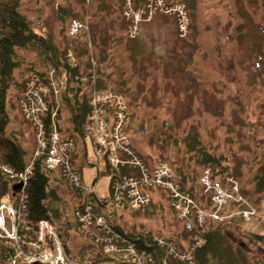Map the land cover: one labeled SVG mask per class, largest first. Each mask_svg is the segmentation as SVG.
<instances>
[{
    "label": "rangeland",
    "instance_id": "rangeland-1",
    "mask_svg": "<svg viewBox=\"0 0 264 264\" xmlns=\"http://www.w3.org/2000/svg\"><path fill=\"white\" fill-rule=\"evenodd\" d=\"M157 1V7L166 6L164 0H154ZM101 2L105 5L103 11ZM150 5L137 8L133 0H21L22 12L41 33L52 35L61 48L67 43L75 47L80 40L87 41V51L80 49L76 54L80 55L82 90L92 97L97 114L86 124L85 138L75 132L72 136L70 109L58 97L51 118L56 121L59 117L61 138L71 137L73 145H56V154L70 156L69 167L83 175L85 192L93 188L99 196L107 197L111 175L105 164L110 150L114 153L119 144L123 150L125 143L142 157L146 172L154 181L141 184V190L149 197L148 204L134 207L126 200V205L116 206L113 219L119 226L138 231L145 228L159 237L172 238L178 251L189 252L199 230L189 231L187 223L196 224L197 208L207 222L226 221L234 216L236 223L227 222L226 231L245 248L252 264H264V249L249 233H264V193L258 195L254 184L264 154L263 1L197 0L194 11L185 2H178L176 6L183 9L179 15L163 11L160 15L151 14ZM61 7L70 10L69 16L62 15L65 19L59 16ZM124 10L126 16L140 24L138 29L129 27ZM73 18L79 22L77 33ZM132 38L137 41L134 47L129 43ZM103 48L109 56L100 64ZM21 54L27 64L15 72L23 86L13 85L8 93V129L15 132L28 156L31 152L33 156L39 136L42 137L33 117L42 107L31 96L44 90L29 93L25 82L39 87V75L27 67L35 66L46 73L52 86L59 87L58 94L65 91L67 80L57 71L54 73L39 52ZM55 111L60 113L58 117H54ZM188 135H195L209 152L221 157L223 174L213 175L209 170L210 182L204 180L208 167L199 166L196 153L188 151L184 142ZM53 170L52 177L60 178L59 166ZM182 173L197 178L182 183ZM218 182L223 189L216 188ZM50 186L56 188L60 197L63 219L73 222L66 241L69 251L63 241L61 249L57 238L56 249H46L38 255L32 239L29 248L34 254L24 253L18 221L14 224L13 199L5 197L0 206V232L19 251L11 258V264H53L63 260V252L93 263L99 247L90 236L94 234L91 228L96 226L84 225L89 237L74 228L78 215L75 210L83 201L65 179L53 180ZM225 198L227 203L216 219L210 215L213 204L220 205ZM246 202L256 210L255 214L245 215ZM228 205L236 210L229 212ZM186 208L190 210V221L182 217ZM50 229L42 233L47 234ZM40 238L41 235L38 241ZM40 244H45L44 239Z\"/></svg>",
    "mask_w": 264,
    "mask_h": 264
},
{
    "label": "trees",
    "instance_id": "trees-1",
    "mask_svg": "<svg viewBox=\"0 0 264 264\" xmlns=\"http://www.w3.org/2000/svg\"><path fill=\"white\" fill-rule=\"evenodd\" d=\"M262 1L264 4V0ZM133 2L137 4V8L138 5L143 2V5L150 3L156 8L154 14H163L161 9H159V7L157 8L154 1L133 0ZM178 2H185L188 9L191 11L195 10L197 4V0H164L166 5H173ZM99 6L102 11L105 9L103 2H101ZM69 11V9L61 7L59 14L60 18L65 19V15L69 16ZM125 11L126 10L123 11L124 15ZM62 15L65 17L63 18ZM125 17L129 20L130 28L133 26L138 29L140 24L135 23L131 16L125 15ZM144 19L145 18H143V20ZM136 42L135 38L129 39V43L131 46L133 45V47ZM80 49L87 51L88 47L86 40L85 42L80 40L78 45L75 47L70 46L67 43L65 47L61 48L56 44L52 35L41 33L37 29L36 24L22 12L21 0H0V204L2 199L5 197L13 199L14 206L18 213L17 221L19 235L22 239L24 238V241L21 242L23 244L22 249L25 253L28 251L32 252L29 248V243L32 239H34L35 242L37 241L36 238L38 236L39 222L41 220H46L49 224H52L53 229L57 232L61 241L64 242L63 246H66V249L69 251L66 241L69 237V230L72 227L73 222L63 219V210L61 205L58 203L60 201V197L56 188H52L50 183L53 180L61 181L62 179H65V181L68 180L67 182L69 184L71 183L65 174V178L62 177L61 174L59 175L62 179L56 177V175L52 177L51 174L53 171L49 170L45 166L44 161L47 157L48 145L45 149H42L40 155L34 157L31 152L28 156L27 149L18 140L15 132L8 129L11 122V117L7 108L8 93L13 85L23 86V82L20 83L15 74L16 70L19 69L22 64L26 63L21 51L39 52L43 56L45 63L49 62L56 69L57 73L60 76L63 75V77L67 80L66 89L62 93V101L70 109V131H73L71 135L74 136L75 132L81 134V136H86V124L89 121V116L92 114L93 105L89 96L82 90V82L80 81V75L82 74L79 59L80 55L76 54V51ZM100 55L101 56L98 61L101 64L104 63L109 56L108 50L103 48ZM27 70L34 71L40 76L41 80L44 78L43 76L45 73L43 74L42 72H39L35 66H29L27 67ZM100 72L101 69H99V73ZM46 82V80H42L41 83L45 84L43 86L48 91L49 85ZM97 82L99 84L102 83L101 76L98 77ZM46 101L48 102V106L55 104L54 99L48 98ZM49 112L50 111H48L47 116H39L40 121L37 124V131L43 127V131H45L47 136L45 137L47 141L49 129L51 127ZM184 142L187 144L186 146L189 152L196 153L195 162L199 166L210 167L213 171V175L223 174L224 170L222 169L223 164L221 162V157L217 156V154L209 152L195 135H188L184 138ZM35 147L37 149V146ZM30 156L33 157L31 174L29 175L22 192L15 197V195L12 194V186L15 179L12 178L10 173L5 169L14 171L16 174L22 172ZM61 168L62 172L65 173V168ZM136 168L137 167L135 166L131 168L120 164L117 167H113L110 161H106V172L111 175L109 195L108 198L105 197L97 199L96 196L92 194L90 210L94 215L104 216V219L106 223L109 224L110 228L123 238H117V242L115 240H113V242L110 240L112 243L121 248L122 251L106 255L102 248L105 249L107 246L106 244L110 239L109 236L112 234L110 232L109 234L102 231L101 229H96V227L91 228L94 231V234L90 236L92 238L90 240L93 243L95 242V245L99 247L96 254L93 255V262L108 259L114 264H164L165 262H167V264H186V262L184 263L183 261H179L174 257H172V261L170 258L167 259L165 256L167 246H165V244H161L151 231L143 229L138 231L134 227L132 229H125L119 226L113 219V214L116 210V203L112 200L114 197L113 192L115 190V186L116 184L121 183L120 179L126 175L138 178L140 173ZM189 176V174L182 173L180 177L182 183L188 181L189 179L193 182L197 178L195 175H192L190 178ZM254 184L255 192L258 193V195H260V193H264V154L263 161L255 173ZM73 191H75L77 195V192L80 194L83 193L81 192L80 187H73ZM191 193H193V190ZM255 203H258V201L255 200ZM56 205L60 206L58 207ZM85 206L84 199L83 202L78 205L75 212L84 213ZM228 207L231 206L228 205ZM109 209H112L113 211L107 213V210ZM233 210H236L234 209V206L230 208L229 212ZM78 219L79 215H77V220L74 222V228L87 235V227L78 223ZM235 220L236 217L231 216L230 219H226V221H208L204 224V226L195 227L196 229L206 228V230L204 233L199 232L201 242L196 244L194 249L190 251V256L192 257L194 264H252V258L248 255L245 248L242 245H239L225 229V224L227 222L232 221L236 223ZM91 223L95 225L94 219H92ZM249 233L253 236L252 238L254 242L264 249V233L251 231ZM100 236H107L106 238H109L106 239L108 242L105 241L106 244H104L103 241L98 239ZM186 236L191 238L189 233H186ZM87 237L89 236L87 235ZM162 239L165 243H171L174 241L172 238L164 236ZM51 245L52 243H49L45 245V247L40 246V248H33L36 253H39L38 251L41 249H47ZM130 245H132L135 249L137 256L133 253L127 252V248ZM16 252H18V249L15 247L13 242H9L5 239L0 240V264H8L11 258L16 255ZM68 257L71 256L68 255ZM76 259L77 260L75 261L77 264H89V262L85 263L82 258Z\"/></svg>",
    "mask_w": 264,
    "mask_h": 264
},
{
    "label": "built area",
    "instance_id": "built-area-1",
    "mask_svg": "<svg viewBox=\"0 0 264 264\" xmlns=\"http://www.w3.org/2000/svg\"><path fill=\"white\" fill-rule=\"evenodd\" d=\"M151 1H154V0H151ZM158 5H159V1H157V3H156V6H158ZM141 6L143 7L144 5H141ZM159 9H161V11H163L165 13L177 12L178 15H179V13L181 14L183 11V9H181L178 6H175L174 8H165L163 6H160ZM149 11L151 12V14H154V12L156 11V8L151 4ZM138 16H139V14H138ZM73 23H74L73 26L75 25V32L74 31H72V32L77 33L79 22L73 21ZM42 89L44 90L42 93H40V94L35 93L34 96H31L34 100L38 99L40 101L41 107H42V110L39 109L36 112L37 117L36 116L33 117L37 123H39V121H40V120H36L38 118V116H40V114L45 112V110H46V105L44 102V97L46 95V89L43 86L36 87L32 83L28 84L29 93L34 92V91H38V90H42ZM57 93H58V89L55 88V94H57ZM92 102H93V99H92ZM95 109H96V105H94L90 119L95 118L94 116H96V114H97L96 113L97 110L95 111ZM40 129H41L42 137L39 136V139H38L39 142L37 144V149L34 153V157L40 155V153L42 152V149H45L47 147L46 142H45L44 137H43V127ZM117 133H118V131H117ZM122 138H123V136H122ZM124 139H125V137H124ZM122 141H123V139H122ZM56 145L59 148H61V147L66 148L68 146H72L73 143L69 139H62L61 138L60 132L57 129V125L53 121V130L51 131L50 137H49V147H48L47 157L45 159V164L48 168H51V169H53L56 166H59L60 169H62L61 167H64L65 173H63V174H65L67 176V178L76 187H80V184H79L80 179H79L78 174L71 167H69L70 156L66 157V156H62V155L59 156L58 154H56V148H57ZM121 147H122V145H120V144L117 145V147L115 149H113L114 153L112 152V150H110L107 160L110 161V163L113 165V167H117L119 164L122 166L128 165V166L137 167V169L140 173L142 182L140 180H138L140 176H138V178L132 177V176H127V175L122 177L120 179L121 183L116 184V186H115V190L113 192L114 197L112 198V200L115 201L116 206L126 205V200L129 202H132V205L134 207L144 206V205L149 203V197H147L146 194H144L143 191L141 190V184H144L146 186L148 183H150V180H151V182L154 181V178L149 177V175L146 172V164L140 159V157L135 153V151L131 147H128L125 143L123 146V150L120 149ZM101 152H103V151H99V153H101ZM122 155H124V156H122ZM53 162H55V164H53ZM6 170L10 173L11 177H16L25 183L27 181V179L29 178V175L31 174V165L26 166L22 172L17 173V174L14 173V171H11L9 169H6ZM159 175H160L159 173H156V176H159ZM204 180H206L207 183L210 182L208 171H207V174H206ZM215 186H217L216 187L217 189H223V187L219 183H216ZM82 191H83V196L85 199V205L86 206H85V212L84 213H80V212L77 213L79 215L80 221L83 222L84 224H91L92 219H94L96 229H101L102 231H105L107 233L110 232L112 234L111 236H109L110 239L106 238L107 236L98 237V239L103 241L104 244H106L105 241L108 242L106 239H109V242L106 244L107 246L105 247V251L109 254L121 252L122 249L119 248L116 244H114L112 242H113V240L116 241L117 238H120V239H123V238L118 233L114 232L113 229L110 228L109 224L106 223L103 216L94 215L93 212H91V210H90L91 195L95 193V189L92 188V191H86L85 192L82 188ZM224 194L228 195L227 193H224ZM215 197L217 198V196H215ZM228 198H229V196L227 197V199ZM227 199L225 198V199L221 200L222 202L220 205L218 203H215V205L217 207L214 211L211 212L210 215H212L216 219L219 218V211ZM239 200H243L242 197H240ZM236 201H238V200H236ZM246 205H247V213H245V215H247V216L253 215L255 213V209L251 205H249L247 202H246ZM12 208L16 211L15 222H14V224L16 226L18 213H17V210L15 207H12ZM197 210H198V213L196 211V218H197L196 224H194V223L192 224L191 222L187 223V229L189 231H193L194 227L202 226L204 223V219H205L204 215L201 213L199 208H197ZM184 211H185V213L183 212L182 217H185L187 220L190 221V218H189L190 210L188 208H186ZM3 228H5V227L3 226ZM47 228H51L49 233H47V234L42 233L43 230L47 229ZM198 230H199V232H203L204 228H202L201 230L200 229H198ZM3 233L4 232H0V237L5 238ZM39 235H41V238L39 241L41 242L44 239V243H45L44 245L40 244V242L38 241ZM39 235H38L37 241L35 242L36 244H33L35 247H38V248H40V246L45 247V245L52 243L51 247L47 246L48 247L47 249H56L55 242L57 241L58 236L56 235L53 228L51 227V225L46 220H41L39 222ZM155 238H157L161 244H165V246H167V248H166L167 253L165 255L166 258L168 255H171L172 257L178 259L179 261H183L184 263L186 262V264H194V261L192 260V257L190 256L191 255L190 251L189 252L188 251L178 252L176 250V247L173 244L168 243V242L165 243L164 240L159 238V237H155ZM7 239H10V238H7ZM110 240H112V242ZM58 241H59V239H58ZM195 241L196 242L194 245H192L191 250H193L195 245L200 243V241H201V239L199 238V233H198V235H196ZM59 245L61 247L60 243H59ZM61 249H62V247H61ZM45 250L46 249H44V250L41 249L40 251H38L39 253H37V254L40 255V253H42V251H45ZM62 252H63V250H62ZM127 252L133 253L134 255H136L135 249L132 247V245L128 246ZM35 253H36V251H35ZM18 254H19V251L16 252V255H18ZM32 254H34V253H32ZM61 257L63 258L62 261L58 260L57 262H54L53 264H76L75 261L69 259L64 254V252H63ZM13 263H15V260H13ZM46 264H48V263H46ZM102 264H107V263L104 262ZM108 264H111V263L108 262ZM164 264H167V262H165Z\"/></svg>",
    "mask_w": 264,
    "mask_h": 264
},
{
    "label": "water",
    "instance_id": "water-1",
    "mask_svg": "<svg viewBox=\"0 0 264 264\" xmlns=\"http://www.w3.org/2000/svg\"><path fill=\"white\" fill-rule=\"evenodd\" d=\"M21 187H22V183L15 184V185L13 186V190H14V191H18Z\"/></svg>",
    "mask_w": 264,
    "mask_h": 264
}]
</instances>
